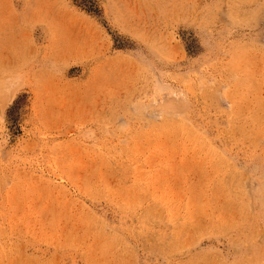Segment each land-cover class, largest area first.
<instances>
[{
    "label": "rangeland",
    "instance_id": "obj_1",
    "mask_svg": "<svg viewBox=\"0 0 264 264\" xmlns=\"http://www.w3.org/2000/svg\"><path fill=\"white\" fill-rule=\"evenodd\" d=\"M0 264H264V0H0Z\"/></svg>",
    "mask_w": 264,
    "mask_h": 264
},
{
    "label": "bare ground",
    "instance_id": "obj_2",
    "mask_svg": "<svg viewBox=\"0 0 264 264\" xmlns=\"http://www.w3.org/2000/svg\"><path fill=\"white\" fill-rule=\"evenodd\" d=\"M172 113V112H171Z\"/></svg>",
    "mask_w": 264,
    "mask_h": 264
}]
</instances>
